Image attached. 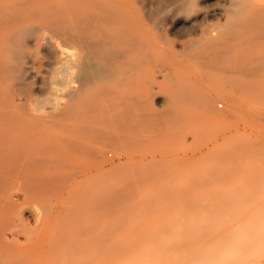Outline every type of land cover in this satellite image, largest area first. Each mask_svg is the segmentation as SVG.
Listing matches in <instances>:
<instances>
[{
	"label": "rangeland",
	"instance_id": "obj_1",
	"mask_svg": "<svg viewBox=\"0 0 264 264\" xmlns=\"http://www.w3.org/2000/svg\"><path fill=\"white\" fill-rule=\"evenodd\" d=\"M73 1L0 0V32L29 24L47 36L68 39L72 30L71 13H61L59 8ZM124 1H135L144 9L141 11L135 5L138 16L135 14V19L140 25L144 22L139 26H145L142 30L147 35H155V43L158 42L150 47L155 57L151 53L145 59L156 58L150 63L140 60L146 51L139 56L135 49L136 71L152 69L147 73L159 90L157 98H151L135 88V103L139 106L135 107V123L144 120L142 125L135 124V129L140 125L135 130L136 163L143 159L147 163L138 162L136 166L143 165L135 169L136 174L135 164L127 161L129 146L105 144L106 134L112 132L103 130L104 137L102 130L95 131L94 139L91 135L92 143L87 132L89 141H79L82 135L70 128L68 118L52 120L49 126L36 129L39 138L32 136L29 127L23 128L24 131L9 130L5 145L8 151L5 143L1 147L8 152L4 165L13 176H9V186L13 187L19 180L24 188L20 184L23 190L16 185L15 189L7 188L13 189L11 194L8 192L18 200L16 205L20 199L23 201L20 200L19 207L9 208L10 215L7 212L6 220H13L9 221L12 224L8 223L10 228L2 224L7 229L1 233L0 227V264H236L235 260L239 264H264V31L259 37L254 26L247 34L242 30L244 37L241 30L235 29L240 31L238 43L243 39L238 48L235 46L234 54L218 62L212 70L213 78L206 79L205 83L199 77L200 81H194L189 68L196 71L197 67L184 57L183 50L189 47L190 36L197 39L207 34L208 29L211 34L220 32L223 15L210 16L209 11L214 5H222L224 0H198L190 12L192 18H199L197 29L175 25V20L187 13L182 8V0ZM248 1L250 5L245 14L251 15L255 7L262 5V0ZM258 13L250 19L258 17ZM158 15L160 18H156ZM154 18L157 20L152 22ZM138 24L136 38L140 32ZM218 34L213 36L219 37ZM135 47L139 49V45ZM177 50L184 57L181 65L175 60ZM190 51L194 49L188 48L186 53ZM255 58L260 70L252 68L258 67L252 61ZM136 59L147 66L138 64ZM230 59L236 60L233 63ZM250 64L254 73L261 71L263 78L261 74L257 77L258 72H250L247 68ZM235 65L239 67L237 70ZM238 69L250 75L245 76ZM185 72H189L187 77ZM69 78L56 76L43 89L37 88L35 101L39 100L41 105L48 102L45 105L51 106L55 94L63 97L73 84ZM194 85L200 86L202 93L215 94L212 110L203 109L199 99H193L196 94L201 95ZM186 91L185 98L180 93ZM159 98H167L171 106L161 104ZM145 104L149 108L147 105L145 109ZM214 111H217L216 117L211 116ZM156 124L159 126L155 127ZM156 130L160 132L158 135ZM97 134L101 137L96 138ZM141 169L143 173L139 172ZM34 183L47 186V190L36 191Z\"/></svg>",
	"mask_w": 264,
	"mask_h": 264
},
{
	"label": "bare ground",
	"instance_id": "obj_2",
	"mask_svg": "<svg viewBox=\"0 0 264 264\" xmlns=\"http://www.w3.org/2000/svg\"><path fill=\"white\" fill-rule=\"evenodd\" d=\"M214 1H216V0H214ZM173 2H171L173 4L171 6H174ZM178 2H180V0ZM182 2H183V3H181V4H183L182 8L186 9L187 13L183 17L182 16L178 17L175 20V25L178 26V24L179 25L183 24L185 26L187 25V26H190L192 28L196 27V29H197V26L199 25V23H198L199 20H197V19H199V18H196L197 16L195 18H192L190 16L191 15L190 12H192L195 9V5L198 2V0H182ZM207 2H208V0H207ZM212 2H210V3H212ZM222 2H223V0H222ZM175 3H177V2H175ZM214 4H216V2H214ZM135 5L137 6L135 1H124V0H75L71 3L63 4L62 6H60L59 11L61 13L63 11L64 12L68 11L71 13L70 19H71V23H72L71 24L72 30H71L70 34H68V37H67L68 39H64V38L58 39L56 37L47 36V35H45L44 32L43 33L39 32L40 29H37L38 27L35 28L34 25L31 26L29 24L28 25H21V27L16 28L17 30L15 29V30H12L9 32H0V225H1L0 227L2 230L4 228H6L7 225L9 226L8 223L13 222V220H9L11 222H9L8 219L6 220V215H7V212L8 213L11 212L10 211L11 209L9 210V208H11L12 205L13 206L16 205V203L18 201L17 199L14 198L15 197L14 195L10 196L11 191L13 189H15L14 188L15 185L17 187L20 186L21 188L24 186L23 182L19 181V180L16 181L17 183L14 182L13 187H12V185L9 186V183H10V177L9 176H11V177H13V176L11 174H9L10 168H9V170L6 169L7 167H5V165H4L5 161L7 160L6 157H8V155H7L8 150H7V147L5 146L6 144H8V143H6V141L8 140L7 132L9 130H11L12 128L13 129L14 128L15 129L20 128L23 130V128L26 129L27 127H29L28 129H32L31 130V132L33 133L32 136L38 137V134H37L38 131L36 129H43V128L49 126L50 122L52 120H58V119L65 120V118H68V120H69L68 122L70 123V128L73 129L74 132H76V133L79 132V134L82 135L80 137L79 141L80 140L83 141L85 139L87 140L89 138V136L91 139V135H92V139H94L93 135H94L95 131L96 132H99L101 130L102 131L104 130L105 132L109 131L112 133L106 134L107 136L105 138V144H121V145L123 144V146L124 145L129 146L130 151L127 153V158H128L127 161L133 162L135 164V166L138 162L141 163L144 160V159L140 160V161L138 160L136 163V160L138 158H136V156H135V154H137V153H135V130L140 125L139 126L137 125L138 127L135 129V124H141L142 125L144 120H142L143 118L141 116L142 122L141 123H139V122L135 123L136 122L135 121V107H136V109L139 108V106L136 105L137 103H135V88L139 90L140 94H142L146 97H151V98L156 97L159 94V90L155 89V87L152 84V81L149 78V74L147 73L148 71L150 72L152 70V69H150L151 68L150 64L148 65L150 70L147 71L146 70L147 67H146L145 68L146 72H144L141 68L142 65H140L139 67L141 68V70L136 71L137 65H135V49H137L136 55H139V56L146 51L144 55L143 54L141 55L140 60H142L144 62L145 61H147V62L152 61L153 62V60L156 61V58H153V59L150 58L149 60H145V59L147 56L150 57V55L152 53L151 52L152 49L150 47H154V45L156 46V44L158 42L155 43L157 40L156 38H155L156 40L153 38V37H155V35H153L149 32H148L149 34L147 35V32H144V30H142V29H144L145 26L142 28L140 26H142L144 22L142 23V25H140L136 21L137 19H135V18H137L138 16L135 12ZM206 5H208V4H206ZM248 5H250L248 0H224V3L222 5H219V6L214 5L215 7L213 6V8L209 11V13H211L210 16H212V14H214L213 16L216 17L215 14L220 13L223 15V20H224L221 24V29H218V31H220V32H217L214 30L215 35H217L218 33L220 34V35L218 34L219 37L213 36L214 34L212 33L213 34L212 35L210 33V31H211L210 29H208V31L206 30L208 32L207 34H204L197 39H193L192 36H190V38L192 40L189 41L190 45L187 43L189 45L188 48H190V49L192 48V49H194V51H192V52L190 51V52L186 53V50H188V48H187V49L183 50L184 51L183 55L185 58H188L190 62H192V63L194 62L195 65H192L194 68L197 67L196 71L189 68L192 76L194 77V78L192 77L194 79V81H196V80L200 81L199 78H201L202 82H204L208 78L210 79V77H212V70L215 68V66L218 64V62L221 59H223L225 57L227 58V56H230V54L233 52V50L236 49L235 48L236 45H237L236 47L238 48V45H240L239 43L243 39V38H241L240 42L238 43L239 39L237 40V37L240 34V31H238V30H241V33L243 32L242 30H244L245 33L247 34V32H251V29L254 28V26H256L258 34L260 33L258 36L260 37L262 35L261 34L262 31H264V0H262V5L259 4V6H257V7H255L257 4L256 5L253 4L254 7L256 8V10L260 13V15H259V13L257 14L259 16L258 17L256 16V18H252V17H255V16H252L250 19V16L256 11V10L252 11V10H254L253 8L251 10L252 11L251 15H249V13H248L249 11L247 12L248 14H245V10H246V8H248ZM250 7H253V6H250ZM172 8H174V7H172ZM257 8H259V9H257ZM142 9L143 8H141L140 10L142 11ZM143 11H144V9H143ZM182 11L183 10H181V12ZM257 11H256V13H257ZM175 12H176V10H175ZM79 13H82V15ZM184 13H185V11H184ZM256 13H254V14H256ZM135 14L137 17H135ZM244 15H246L249 18H247ZM202 17H203V15H202ZM156 18H160L159 15ZM203 19L205 20L204 17H203ZM153 20H155V18L152 19V22H154ZM135 22H136V24H138V27L140 28V29L138 28V30H140V32L138 34V36H139L138 38L135 37V31H136L135 28H137V27H135V25H136ZM157 22L159 24V21H157ZM201 22H202V20H201ZM258 23H263V24H258ZM145 24H147L146 21H145ZM155 24H153V25H155ZM0 26H2L1 20H0ZM159 26H161V25H159ZM190 27H189V29H190ZM206 27L208 28V26H206ZM216 27H217V25H216ZM256 27H255V29H256ZM174 28H173V30H174ZM237 28H238L237 31L239 33L237 31H236L237 33L235 32V29H237ZM146 29L147 28H145V31H146ZM213 29H212V31H213ZM155 30H157V29H155ZM194 31H195V29H194ZM176 32L180 33L181 31L176 30ZM197 32H198V30H197ZM197 32H195V33H197ZM216 32H217V34H216ZM234 32L236 33V35L237 34L238 35L235 36ZM195 33L193 32V34H195ZM162 34H164V33L162 32ZM185 34H187V33H185ZM242 34L244 35V37H246V35L244 33H242ZM188 35L186 37L189 38ZM243 35H242V37H243ZM160 40H161V38H160ZM136 45L137 46L139 45L140 50L142 48L143 49L140 52H138L139 49L135 47ZM158 45H157V47H159ZM146 46H148V47H146ZM158 49L160 50V48H158ZM174 50H176V49H174ZM147 52L150 54H148ZM180 52H182V50ZM153 53H154V51H153ZM163 53H165V51H163ZM160 54H161V52H160ZM165 54H168V53H165ZM180 54L181 53H179L177 50V53L175 54L176 55L175 60L178 64L181 65L184 61L183 60L184 57H180L181 56ZM232 54H234V52ZM236 54L239 55V52ZM151 57H155V53ZM171 57L169 59H171ZM260 58L262 59L263 55ZM136 60L139 61L138 59H136ZM232 60L230 59V61H232ZM235 60H233V61H235ZM181 61H182V63H181ZM252 61L257 62V59L256 60L252 59ZM141 62L139 61L138 64H140ZM144 62H142L143 66L146 63V62L145 63ZM223 62L225 63V61H223ZM178 64H176L177 65L176 68L179 67ZM254 64L252 63V65H254ZM257 64H258V67L255 65L252 67L251 64L249 65L250 67L247 66V68H249L251 70L250 71L251 73L252 72L254 73V70L256 68H258V69L260 68L258 62L256 63V65ZM169 65H168V68H169ZM135 66H136V68H135ZM145 66H147V64ZM221 66H225V65H220V67ZM182 67H184V66H182ZM185 67H186V65H185ZM235 67H236V65L234 66V68ZM237 67H236V70H237ZM239 67L241 68L240 64H239ZM251 67L253 69L255 67V69L252 70ZM186 68H188V67H186ZM230 68L233 69V66ZM258 69H256V70H258ZM179 70L182 71L181 69H179ZM241 70H239V71L242 73L245 72V76L250 75V73H247L246 71H241ZM261 70H262V68H261ZM256 72L259 73L261 71H255L254 74H257ZM151 73H154V74H152L153 76L155 75L154 71ZM169 73L170 72H168V74ZM186 73L188 74L189 72H185L184 74L186 75ZM260 74H261V78H263L264 76L262 77V75L264 73L263 74L262 73L257 74V77L258 76L260 77ZM165 75H167V73H165ZM56 76H64V77L68 76V77H70L69 81L71 82V79H72L73 84L64 93L63 97H57V93H56L55 97L53 98V104L51 106L45 105L48 102H45L43 105L39 104L40 103L39 100L37 101V99H36V101H35V96H36L35 92H36L37 88L43 89V87L45 85L47 86V84H49L52 80H55ZM255 76L256 75H254V77ZM167 77H168V75H167ZM186 77H187V75H186ZM57 79H56V81H57ZM182 79H183V77H182ZM61 80L62 79H60V81ZM155 80L156 79H154V82H155ZM69 81H67V83ZM209 81H207V82H209ZM186 82H187V80H186ZM202 82H200V83L201 84L205 83V82L204 83H202ZM54 84H57V83H54ZM175 84H177V83L175 82ZM187 86H188V88L191 89V87H189V84ZM197 86L198 85H196L194 88H196V90L198 89V91H199L200 86L199 87H197ZM204 86H205V84H204ZM175 87H176V85H175ZM183 87L184 86H182L181 88L183 89ZM186 87H185V89H186ZM182 89H180V90L182 91ZM180 90H178V92H180ZM196 90L193 89V91H196ZM203 90H204V88H203ZM40 91L41 90H39V92ZM190 91L192 92V89ZM204 91H206V90H204ZM41 93H42V91H41ZM186 93H187V91L185 93H180V94L186 95ZM194 94H196V93H194ZM194 94H193V97H194ZM200 94H201L200 96L198 94H196L195 95L196 98H193V99H199L203 109L212 110V104H213L215 94L210 93L209 91L204 92V93H202V91H201ZM190 95H192V94H190ZM190 95H189V97H190ZM197 95L199 98L197 97ZM186 96H188V95H186ZM186 96L183 95V97H185V98H186ZM139 97H141V96L139 95ZM143 98H141V100ZM49 99H50V97H49ZM159 99H161V101H162L161 104L164 102L166 107L171 106V104L168 102L167 98H164V99L159 98ZM180 99H181V97H180ZM136 100L138 102H141V101H139L140 99H136ZM147 100H149V99L147 98ZM189 101H190V99H189ZM199 101H197L198 104H199ZM183 102H185V101H183ZM143 103H144V100H143ZM151 103H150V105H151ZM192 104H196V103H192ZM141 105H143V104H140V107H141ZM147 105L145 104V107H144L145 109L149 108V105H148V107H147ZM143 106L141 108H143ZM178 106H179V104H178ZM164 110L167 111L166 109H164ZM155 113H157L156 109H155ZM212 115L216 117L217 111H214L211 114V116ZM158 117H159V115H158ZM141 120L139 118V121H141ZM159 120L161 121V119H159ZM60 126H62V125H60ZM104 126H106L105 129H104ZM156 126L158 127L159 124H156L155 127ZM87 132H89V134H90L88 137H87V135H88ZM90 132L93 134H91ZM105 132L103 133L102 136H104ZM158 132L159 131L156 130L157 135L160 133V132L159 133ZM76 133H75V135H76ZM95 136H96V138L101 137V135L98 136V134ZM42 138H43V136H42ZM72 138H74V137H72ZM78 138H75V139H77V141H78ZM14 139H16V138H14ZM92 139H91V143H92ZM88 141H89V139H88ZM47 142L51 143V140H50V142H49V140ZM3 144H4L5 149L7 151L2 150L4 148ZM1 147H3V148H1ZM10 153H12V152H10ZM137 157H139V156L137 155ZM4 158H5V161H4ZM142 158H144V157H142ZM144 162H146V161L144 160ZM140 163L134 168V170L135 169L138 170V168H139L138 166L143 165V164L141 165ZM7 170H8V172H7ZM13 170H14V168H13ZM137 170H135L136 174L138 173ZM18 171H19V169H18ZM142 171H143V169H141V171H139V172H142ZM18 181H19V183H18ZM36 183H34V184H36ZM18 184H20V185L18 186ZM22 184H23V186H21ZM31 185H33V183H31ZM7 186H9V187H7ZM10 187L13 188V189L11 188L12 189L11 191L8 190V189H10ZM34 187H35L36 191H39V192H41L45 189L47 190V186H45V185L41 186V184H36V186H34ZM36 187L38 188V190ZM19 188H18V190H19ZM21 190H23V189H21ZM8 191H10V194ZM20 200H19V202L23 201V200H21V201ZM19 202H18V204H19ZM17 207H19V205ZM23 207L24 206H22V208ZM14 210H15V208H14ZM21 210H23V209L20 208V211ZM18 214H19V212H18ZM9 215H10V213H9ZM19 220H22V218ZM22 221H24V218ZM2 224L6 225V227L2 226ZM16 224H14V225H16ZM20 227H19V229H21ZM9 228H10V226H9ZM2 230H1V233L4 232V230L3 231ZM6 233H5V235H6ZM0 235H1L0 236V239H1L2 234H0ZM5 235L3 236V239L7 238V235L6 236ZM13 238H14V236H13ZM15 241H17V240H15ZM2 243H3V241H2ZM51 243L53 244V242H51ZM50 250H52V248ZM235 263L239 264L240 261L235 260ZM18 264H20V263H18Z\"/></svg>",
	"mask_w": 264,
	"mask_h": 264
}]
</instances>
